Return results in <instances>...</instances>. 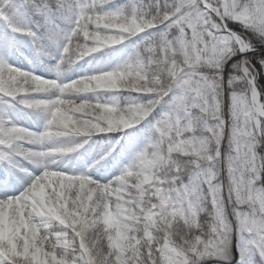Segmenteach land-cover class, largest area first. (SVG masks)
Instances as JSON below:
<instances>
[{"label":"snow or ice","instance_id":"obj_1","mask_svg":"<svg viewBox=\"0 0 264 264\" xmlns=\"http://www.w3.org/2000/svg\"><path fill=\"white\" fill-rule=\"evenodd\" d=\"M29 43L53 78L10 56ZM0 50V264H264V0H0Z\"/></svg>","mask_w":264,"mask_h":264},{"label":"trees","instance_id":"obj_2","mask_svg":"<svg viewBox=\"0 0 264 264\" xmlns=\"http://www.w3.org/2000/svg\"><path fill=\"white\" fill-rule=\"evenodd\" d=\"M118 3L126 2V0H117ZM133 48V46H132ZM116 49L113 50H106L100 53H97L94 55V60L96 62H99V65L101 67L109 68L112 67L113 61L111 60V57L114 55L113 52H115ZM21 53L23 55H21ZM4 53L2 50H0V56H3ZM10 56H12L15 60V63L17 65H22L25 67V69L32 68L35 70L36 74L40 75L42 74L41 71H45L44 65L40 64L38 62L34 63L33 65L29 66L24 61V56H27L29 59L36 60V57L34 55V50L31 48L30 43L27 47H21L18 51L16 49H12L10 51ZM8 59V57H4ZM86 60V59H85ZM11 62V61H10ZM46 63L54 64L55 61H46ZM231 62H229V65L226 66V70L230 71ZM78 65L76 68L71 72L68 73V76H71L72 78H76L79 76L80 73L76 72ZM10 113L13 115L14 122L17 123L20 126L23 127H29L28 121L29 117L31 115H34L33 113L29 112V110L21 109L20 106H17L16 109H10ZM159 112L158 109L156 113L153 115L156 116V118H159ZM30 124H34V120L30 122ZM32 126V125H31ZM36 127V126H35ZM144 127V126H141ZM30 129L34 130V126L30 127ZM147 131V127H144V132ZM143 140V133H141L140 136V143H142ZM108 143V137L102 138V137H93L92 140L89 141L87 145L83 149L80 150L79 153L75 154L74 156L67 158L65 161H61V165H67L66 170H76L78 172H83L88 169V167L94 162L96 158H98V152L101 145ZM139 146V145H138ZM131 161V154L122 155L118 161H112L111 158L104 161L102 166L97 167L94 169L90 175H92L94 178H104L105 180L113 178V176L118 175L119 171L122 167L126 166ZM31 168V166H29ZM233 254L234 259L231 261V264H235V261L239 259L238 254L235 253V249L233 248ZM210 264H225V261H212Z\"/></svg>","mask_w":264,"mask_h":264},{"label":"rangeland","instance_id":"obj_3","mask_svg":"<svg viewBox=\"0 0 264 264\" xmlns=\"http://www.w3.org/2000/svg\"><path fill=\"white\" fill-rule=\"evenodd\" d=\"M133 44L131 41H126L124 44L122 45H119L117 46L116 48V51L113 52L114 55L111 57V60L113 61L112 63V67H115L117 64L119 63H122L124 60H126L128 58L129 55L132 54V51H133V48H132ZM110 50H113V49H110ZM95 55V54H94ZM98 67H101L99 65V62H96L94 60V56L93 57H89V58H86L85 61H81L79 64H78V67H77V70L76 72L80 73L79 75H84V74H91L94 70H96ZM111 68V67H109ZM42 74L40 75H44L46 76L47 78H53L51 76L50 73H47L46 71H41ZM90 99H95L93 97H89ZM34 115H31L29 118V121H28V125H30L29 127H26V128H29L34 126V130L32 131H39L43 128V125H44V118L43 116L41 115H38L36 113H33ZM35 118H37L35 120ZM34 120V124H30V122ZM32 125V126H31ZM37 125V126H36ZM36 126V127H35ZM23 127V126H22ZM95 137H101V136H95ZM102 138H107V136H104ZM67 160V159H66ZM61 162V161H60ZM59 162V163H60ZM30 166V165H29ZM66 168H67V165H66Z\"/></svg>","mask_w":264,"mask_h":264}]
</instances>
